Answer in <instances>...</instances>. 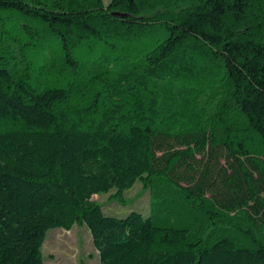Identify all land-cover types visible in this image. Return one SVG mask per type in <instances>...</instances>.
Returning a JSON list of instances; mask_svg holds the SVG:
<instances>
[{"label":"trees","instance_id":"16d2710c","mask_svg":"<svg viewBox=\"0 0 264 264\" xmlns=\"http://www.w3.org/2000/svg\"><path fill=\"white\" fill-rule=\"evenodd\" d=\"M137 181L147 215L93 199ZM76 224L99 264H264V0H0V264Z\"/></svg>","mask_w":264,"mask_h":264},{"label":"rangeland","instance_id":"374dc122","mask_svg":"<svg viewBox=\"0 0 264 264\" xmlns=\"http://www.w3.org/2000/svg\"><path fill=\"white\" fill-rule=\"evenodd\" d=\"M103 1L105 4L109 2V0ZM152 193L153 190L149 186L137 181L124 191L120 198L114 196L115 190H111L94 195L93 199L101 204L106 216L124 217L130 211L147 215L151 211ZM155 210L161 218H166V214L161 209L153 207V211ZM193 213L192 218L198 217V213L195 211ZM42 254L45 262L49 264H81L82 262L99 264L89 230L83 224H76L70 230L62 228L48 230L42 245Z\"/></svg>","mask_w":264,"mask_h":264}]
</instances>
